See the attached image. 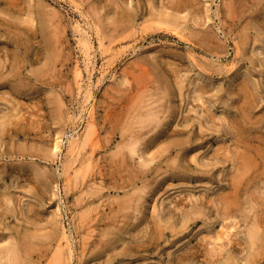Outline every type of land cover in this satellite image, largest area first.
Instances as JSON below:
<instances>
[{"label": "rangeland", "instance_id": "1", "mask_svg": "<svg viewBox=\"0 0 264 264\" xmlns=\"http://www.w3.org/2000/svg\"><path fill=\"white\" fill-rule=\"evenodd\" d=\"M52 10L57 23L46 27ZM262 63L264 0H0V119L9 120L0 124V204L4 191L14 198L11 211L0 207V246L33 242L25 264H207L204 254L178 261L170 252L198 242L210 250L211 235L231 225L241 244L214 264L230 255L247 264L264 177L242 186L225 219L218 200L238 165L233 124L253 144L264 137ZM157 106L159 128L137 127ZM148 136L156 141L131 150Z\"/></svg>", "mask_w": 264, "mask_h": 264}, {"label": "bare ground", "instance_id": "2", "mask_svg": "<svg viewBox=\"0 0 264 264\" xmlns=\"http://www.w3.org/2000/svg\"><path fill=\"white\" fill-rule=\"evenodd\" d=\"M14 1V0H13ZM18 2H19V0H17ZM180 1H182V0H180ZM193 1V0H192ZM12 2V1H11ZM170 2L171 1H169V4H170ZM8 3V2H7ZM112 3V2H111ZM178 3V2H177ZM180 3H182V2H180ZM189 3V2H188ZM9 4V3H8ZM13 4V3H12ZM16 4V3H15ZM168 4V5H169ZM38 5V4H37ZM179 5V4H178ZM8 6V5H7ZM22 6V5H21ZM48 6H50V5H48ZM116 6V5H115ZM186 6V5H185ZM231 6V5H230ZM235 6V5H234ZM15 7V6H14ZM118 7V6H117ZM120 7V6H119ZM118 7V8H119ZM151 7H153V6H151ZM47 7H45V9H46ZM51 8V7H50ZM154 8V7H153ZM168 8V7H167ZM179 8V7H178ZM177 8V9H178ZM54 9V8H53ZM231 10V9H230ZM48 12H49V10H47ZM53 12H54V10H52ZM172 11V10H171ZM164 12V11H163ZM176 12H177V10H176ZM233 12V11H232ZM51 13V12H50ZM55 13H57L56 11L53 13V14H50V16L49 17H47V18H44V15L42 16V18L43 19H46L45 21H44V24H45V26L46 27H49L50 25L51 26H53L55 23H57L56 21H55V18H56V15L58 14H55ZM234 13V12H233ZM162 14V13H161ZM168 14H169V12H168ZM174 14V13H173ZM171 15V14H170ZM234 15V14H233ZM122 16V15H121ZM169 16V15H168ZM173 16V15H172ZM172 16H170V17H172ZM167 17V16H166ZM165 17V18H166ZM179 18H180V16H178ZM177 17V18H178ZM232 17V16H231ZM164 18V19H165ZM157 19H159V17L157 18ZM167 19V18H166ZM166 19H165V22H166ZM171 19V18H170ZM120 20V19H119ZM171 21V20H170ZM180 20H178V22H179ZM196 21V20H195ZM158 23H161V25H162V21L160 22V20H159V22ZM171 24V22H169V20H168V22H166V24ZM198 23V22H197ZM152 26H153V24H151ZM158 25V24H157ZM156 25V26H157ZM165 24H163L162 26H164ZM198 25V24H197ZM42 26H43V24H42ZM58 26V25H57ZM60 26V25H59ZM159 26H160V24H159ZM172 26V24L170 25V27ZM155 27V26H154ZM158 27V26H157ZM172 27H174V26H172ZM176 27H178V25H176ZM51 28V27H50ZM160 28H161V26H160ZM57 29V28H56ZM174 29V28H173ZM160 30V29H159ZM162 30H163V28H162ZM172 30V29H171ZM175 30V29H174ZM62 31V30H61ZM54 33H55V30H54ZM170 33V32H169ZM182 33V32H181ZM208 33V32H207ZM58 35H59V33H58ZM248 38V37H247ZM48 42L50 43V44H52L54 47H56V49L57 48H59L60 47V41H59V39H57V38H55V37H48ZM245 40V39H244ZM63 44V43H62ZM202 44V43H201ZM203 45H204V43H203ZM211 45V44H210ZM258 46H260V45H258ZM208 47V46H207ZM218 47V46H217ZM202 48V47H201ZM258 48V47H257ZM59 50V49H58ZM253 50V49H252ZM259 51H261V50H259ZM258 51V52H259ZM254 52H256L255 50H254ZM251 55V54H250ZM257 55V54H256ZM59 56H60V53H59V51H55V58L56 59H58L59 58ZM62 57V56H61ZM251 57V56H250ZM2 59V58H1ZM4 60H5V58H4ZM257 61V60H256ZM258 62V61H257ZM262 64H264V63H262ZM204 69V68H203ZM206 70V69H205ZM249 72V71H248ZM189 75V74H188ZM202 76V75H201ZM183 78V79H182ZM180 80H179V86H180V89H181V95H183V89H184V87H185V84L183 83L185 80H187V79H189V77H187V74L185 75V78L184 77H182ZM246 78V77H245ZM140 80V79H139ZM192 80V79H191ZM190 80V81H191ZM143 82V81H142ZM237 83V82H236ZM187 85V84H186ZM239 85H242V84H239ZM246 86V88H247V85H245L244 84V87ZM240 87V86H239ZM242 87V86H241ZM240 87V88H241ZM148 88V87H147ZM146 88V89H147ZM243 88V87H242ZM145 89V88H144ZM250 89V88H249ZM149 90V89H148ZM147 91V90H146ZM251 92V91H250ZM249 92V93H250ZM200 94V93H199ZM198 94V95H199ZM135 96V95H134ZM154 96V95H153ZM152 96V97H153ZM136 97V96H135ZM139 97V96H138ZM137 97V98H138ZM198 97V96H197ZM136 98V99H137ZM183 98V97H182ZM201 98V96H199V99ZM139 99V98H138ZM141 99V98H140ZM149 99H151V98H149ZM148 99V100H149ZM198 100V99H197ZM136 101H138V100H136ZM152 103V102H151ZM139 104V103H138ZM244 105V104H243ZM248 105V104H247ZM9 106V105H8ZM7 106V107H8ZM145 106H147V105H144L143 107H145ZM139 107V106H138ZM141 107V106H140ZM256 107V106H255ZM5 108H6V106H5ZM142 108V107H141ZM192 108V107H191ZM146 109V108H145ZM252 109V108H251ZM3 110V109H2ZM5 110H7V109H4V111ZM135 110V109H134ZM133 110V111H134ZM159 110H160V108L157 106V107H152L149 111H147L146 112V110H145V112L147 113V116H145V118H143L142 116V119L139 117V120H140V125L141 126H137V127H141V129L142 128H144L146 125H149L151 128L153 127V126H155V125H159V121L157 122V119L156 118H159V114H160V112H159ZM188 110V109H187ZM189 110H191L190 108H189ZM188 110V111H189ZM161 111V110H160ZM174 111H176V109L174 110H172L171 111V114L173 115L174 114ZM192 111H193V109H192ZM1 113V112H0ZM135 113V112H134ZM3 114H5L6 115V112H4ZM9 114V113H8ZM133 115V114H132ZM141 115V114H140ZM139 115V116H140ZM5 117V116H4ZM249 117V116H248ZM264 117V116H263ZM169 118H172V117H169ZM186 118V117H185ZM189 118H190V116H189ZM226 119V118H225ZM241 119V118H240ZM156 120V122L154 123V121ZM9 122V120H7V119H0V124L2 125V126H4V128H5V126H6V124ZM167 123H170L171 122V119H168L167 121H166ZM245 122V121H244ZM157 123V124H156ZM187 124V123H186ZM252 124V123H251ZM258 124V123H257ZM188 125V124H187ZM242 123H239V122H235L234 124H233V126L235 127V129H236V134H239L238 135V137L236 136V139H235V142H237V145L233 148V150H234V155H235V158H234V160H237L238 161V165L236 166V171L231 175V176H229L230 177V179H231V185H232V190H230V191H228V192H226V193H223V194H221L222 196L221 197H219V205H220V207L218 208L219 209V214L222 216V218L223 219H225V218H227V217H229L230 216V214H231V212H232V210H233V208L236 206V207H239V202H238V197H239V195H240V193H241V190H242V186H244V188H246L245 187V184H246V182H249L250 180H252V179H254V178H261V177H264V168H263V170L262 169H260L262 166L264 167V137H260L259 138V141H260V143H261V145H263V147L261 146V145H256L255 143L253 144L251 141L253 140V138L255 137V135H254V137L252 138V140L250 139L251 137H249V136H244L243 135V130H244V128H245V125H244V128H241L242 127ZM156 128L158 127L159 128V126H155ZM147 128V127H146ZM166 129H168V126H166V125H162L161 126V130H160V133H159V135H161L162 133H166ZM233 129V128H232ZM248 129V128H247ZM95 130V129H94ZM149 129H147V131H148ZM154 130V129H153ZM145 131V130H144ZM150 131V130H149ZM170 131H175V129L173 130H168V132H170ZM252 131H253V129H252ZM90 132V131H89ZM139 132V131H138ZM155 132H156V130H155ZM263 132V131H262ZM135 133V132H134ZM140 133H141V131H140ZM152 134V133H151ZM247 135V134H246ZM251 135V134H250ZM133 136H134V138H138L140 135H134L133 134ZM144 136V135H143ZM132 137V136H131ZM257 138V137H256ZM154 138H149V136H148V138H145L144 140H141V141H139V139H137V140H135V142L134 141H131V150L133 151V152H137L138 150H139V147H138V144H141V143H145L146 145H150V143L151 142H153V141H156V140H153ZM157 139V138H156ZM125 141H126V139H125ZM127 142V141H126ZM125 142V143H126ZM136 143V144H135ZM138 143V144H137ZM57 145H56V148L59 146L58 145V143H56ZM126 145H127V143H126ZM76 146V144H73V146L72 147H75ZM172 145H168L166 148H165V150H167L168 148H170ZM148 147V146H147ZM160 148H162V147H160ZM171 150V149H170ZM218 150H216L215 152H217ZM148 152H150V151H148ZM219 152V151H218ZM216 153V155H217V158L218 157H220L221 156V154H219V153ZM144 153V152H143ZM162 153V152H161ZM221 153H223V152H221ZM214 154V153H213ZM153 155V154H152ZM223 155H225V152H224V154ZM156 156V155H155ZM154 156V157H155ZM158 156V155H157ZM163 156V155H162ZM185 156V155H184ZM125 157V156H124ZM150 156H148V158H149ZM206 157V156H205ZM156 158V157H155ZM216 158V159H217ZM229 158H231L232 159V157L230 156V154L229 155H226V159H229ZM145 159V158H144ZM153 159V158H152ZM151 159V160H152ZM185 159V158H184ZM200 159H201V157H199V156H197V155H195V156H192L191 157V159H190V161L188 162L189 163V165L191 166L193 163L194 164H197V165H199L200 164ZM219 159V158H218ZM159 160V159H158ZM148 161H149V159H148ZM147 161V162H148ZM226 161V160H225ZM127 162V161H126ZM142 162H143V160H142ZM146 162V163H147ZM209 162H210V160H209ZM208 162V163H209ZM216 162V161H215ZM221 162V161H220ZM219 162V163H220ZM174 163V162H173ZM236 163V162H235ZM143 164V163H142ZM145 164V163H144ZM144 164H143V166H144ZM202 164H203V162H202ZM237 164V163H236ZM205 165V164H204ZM146 166H148V164H146ZM150 166V165H149ZM178 167V166H177ZM25 168V167H24ZM23 168V169H24ZM235 168V167H234ZM145 169H148V168H145ZM153 169V168H152ZM148 171V170H147ZM139 172H140V170H139ZM150 172V171H149ZM255 172V173H254ZM144 174V173H143ZM39 177L41 178V179H45L46 178V176H45V174L43 173V175L42 174H39ZM46 182V181H45ZM10 186V185H9ZM248 186V185H247ZM10 189H12V188H10ZM250 189V188H249ZM248 191V190H247ZM11 191H4V193H3V196L1 197V203H3L2 205L0 204V207L3 209V210H6V211H11L12 209H13V207H12V204H13V202H14V198H13V196L11 195V193H10ZM92 192V191H91ZM243 193V192H242ZM2 194V193H1ZM257 195V194H256ZM218 196H219V194H218ZM217 196V197H218ZM259 196V195H258ZM256 197V196H255ZM135 199V198H134ZM194 199H196L197 200V202H199V201H201V197H198V196H195L194 197ZM254 199V198H253ZM133 200V199H132ZM141 200V199H140ZM188 200V199H187ZM240 200V199H239ZM189 201H190V199H189ZM212 201V200H211ZM256 201V200H255ZM138 202V201H137ZM192 202H193V200H192ZM257 203V206H260L261 204L262 205H264V198H263V195H262V198H259L257 201H256ZM136 203V202H135ZM255 204V203H254ZM135 205H137V204H135ZM140 205V204H139ZM218 205V206H219ZM33 206V205H32ZM137 207V206H136ZM255 207V206H254ZM261 207V206H260ZM157 209V208H156ZM155 209V210H156ZM257 209H258V207H257ZM237 210H238V208H237ZM256 210V209H255ZM259 210V209H258ZM236 212V211H235ZM257 212V211H256ZM7 213V212H6ZM155 213H156V211H155ZM159 215V214H158ZM192 215V214H191ZM197 215H199V214H197ZM249 215V214H248ZM3 216V215H2ZM200 216V215H199ZM250 216V215H249ZM155 217V216H154ZM251 217V216H250ZM163 218V217H162ZM196 217H191V216H189L186 220H185V224L187 223V222H191L192 220H196L195 219ZM199 218V217H198ZM185 219V218H184ZM252 221V220H251ZM158 222V221H157ZM157 224V223H156ZM167 224V223H166ZM187 225V224H186ZM166 226V225H165ZM231 225H227V227L225 228V229H222L221 231H218L217 233H215V234H212L211 235V237L213 238V239H211V240H213V246H212V248L210 249V250H206V244L205 243H201V242H198V243H194V246H192V247H189V248H192V249H190L189 250V252L188 251H186L185 252V254H180V256L178 255V257L176 258H174V252H170V258H171V260H173V259H178V261H181L182 259H185L186 257H190V255H192L193 257H195V258H197V257H199L201 254H204L205 255V257L207 258L206 260H207V264H214L216 261H218V262H220L221 261V256L222 255H224V251H225V249L227 248V245L229 244V245H236V244H241V241H238L236 238H235V235H237V232L236 231H233V230H231L230 227ZM168 227V226H167ZM166 227V228H167ZM248 227V226H247ZM166 228H164V226L163 227H160L159 229H160V231H159V238H161L162 236H164L165 234H166ZM249 228V230H247V232H248V234L246 235L247 237H246V241H247V244H248V249H249V254H247L248 255V257H247V264H255V260H256V258H255V255L257 254V248H260L259 246H260V244H261V242L264 240V219L262 218V217H260V216H258L256 219H255V221L251 224V226L250 227H248ZM247 228V229H248ZM157 234H158V232H157ZM209 235V234H208ZM34 236V235H33ZM34 238V237H33ZM69 237L67 236V240H69L68 239ZM23 240V239H22ZM29 240V239H28ZM25 241V240H24ZM31 241V240H30ZM197 241V240H196ZM209 241V240H208ZM190 242V241H189ZM1 244V243H0ZM150 244H153V240H151L150 241ZM208 244H210V243H208ZM62 245V244H61ZM263 245H264V243H263ZM14 246H15V244H14ZM205 246V247H204ZM34 244H33V242H29V241H27V242H25L24 244H23V246L22 245H18V246H15V247H13V246H11V245H9V246H0V253H2V254H4L3 256H6V259H7V264H25V262H26V260L29 258V257H32L33 256V254H34ZM38 247V246H37ZM36 247V248H37ZM141 247V244H139L138 245V248H140ZM234 247V246H233ZM38 249V248H37ZM36 249V250H37ZM60 249V248H59ZM236 249V248H235ZM185 250V249H184ZM188 250V249H187ZM39 251V250H38ZM63 251V250H62ZM60 252L58 251V257L60 256V254H59ZM184 253V252H183ZM190 253V254H189ZM42 254V253H41ZM233 254V253H232ZM255 254V255H254ZM259 255V254H258ZM1 256V255H0ZM36 256V255H35ZM54 256V255H53ZM55 256H56V254H55ZM236 256V255H235ZM235 256H233L234 258H235ZM257 256V255H256ZM61 257V256H60ZM64 257V256H63ZM233 257L230 255L228 258H225V261L222 263V264H238V262L237 261H235V260H233ZM53 258V257H52ZM56 258V257H55ZM2 259V258H1ZM54 259V258H53ZM63 259V258H62ZM61 259V260H62ZM65 260V259H64ZM224 260V259H223ZM2 261V260H1ZM57 261V260H56ZM58 261H59V258H58ZM55 262V261H54ZM60 262V261H59ZM2 263V262H1ZM4 263V262H3ZM6 263V262H5ZM55 263H58V262H55ZM205 263V262H204ZM59 264V263H58ZM64 264V263H63ZM146 264H148V263H146ZM150 264V263H149Z\"/></svg>", "mask_w": 264, "mask_h": 264}]
</instances>
